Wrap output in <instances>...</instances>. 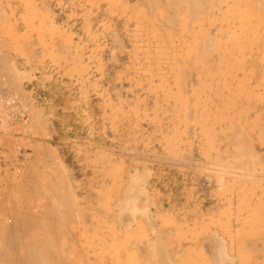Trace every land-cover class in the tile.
Returning <instances> with one entry per match:
<instances>
[{
    "label": "rangeland",
    "instance_id": "1",
    "mask_svg": "<svg viewBox=\"0 0 264 264\" xmlns=\"http://www.w3.org/2000/svg\"><path fill=\"white\" fill-rule=\"evenodd\" d=\"M0 146L18 264H264V0H0Z\"/></svg>",
    "mask_w": 264,
    "mask_h": 264
},
{
    "label": "bare ground",
    "instance_id": "2",
    "mask_svg": "<svg viewBox=\"0 0 264 264\" xmlns=\"http://www.w3.org/2000/svg\"><path fill=\"white\" fill-rule=\"evenodd\" d=\"M180 1V0H179ZM193 1V0H192ZM200 1V0H199ZM178 2V1H177ZM182 2V1H181ZM180 3V2H179ZM197 3H199V2H197ZM205 3V2H204ZM204 8V7H203ZM197 9V8H196ZM205 9V8H204ZM203 9V10H204ZM194 10V9H193ZM3 86V85H2ZM2 146V145H1ZM47 149V148H46ZM51 150V149H50ZM49 150V151H50ZM47 154H48V152H47ZM48 156V155H47ZM49 158V157H48ZM57 160V159H56ZM56 160H54V161H56ZM54 163V162H53ZM58 165V164H57ZM57 165H55V166H57ZM52 166H53V164H52ZM59 167V166H58ZM57 167V168H58ZM58 169H60V168H58ZM57 169V170H58ZM50 170H51V168H50ZM55 170V169H54ZM56 171V170H55ZM52 172V171H51ZM62 172V171H61ZM60 171H59V176H58V171H57V175H56V177L59 179L60 178V175H62V174H60L61 173ZM54 175V174H53ZM63 176H64V174H63ZM63 176H61V179H64V178H62ZM60 179V180H61ZM135 179H133V181H134ZM64 181V180H63ZM136 182V181H135ZM62 183V182H61ZM66 184V183H65ZM64 184V185H65ZM131 184H133V183H131ZM63 185V186H64ZM132 186V185H131ZM59 187V186H58ZM65 187V186H64ZM63 187V188H64ZM130 187V186H129ZM133 187V186H132ZM131 187V188H132ZM138 187H139V183H138ZM136 189V188H135ZM141 189V188H140ZM63 190V189H62ZM123 191H125V190H123ZM130 191V190H129ZM67 193V192H66ZM136 193V192H135ZM133 194V193H132ZM73 197L75 198L76 196H74L73 195ZM136 198V197H135ZM77 199V198H76ZM75 199V200H76ZM145 199V198H144ZM78 200H79V198H78ZM54 200H52V202H53ZM140 201V200H139ZM51 202V201H50ZM58 202V201H57ZM118 203H119V201H117ZM55 203V202H54ZM144 203V202H143ZM146 203V202H145ZM42 205V204H41ZM40 205V206H41ZM55 205H56V203H55ZM54 205V207H56ZM57 205H58V203H57ZM119 205V204H118ZM144 206L146 205V204H143ZM62 206V205H61ZM106 206V205H105ZM146 206H148V205H146ZM38 207V206H37ZM60 207V206H59ZM72 207V206H71ZM70 207V208H71ZM117 207V206H116ZM119 208H117L118 209V211H119V213H120V215L118 214L117 216H118V218H119V220L121 221V223L123 222V217H122V211H123V209H125L124 207L122 208V205L121 206H118ZM50 208H52V207H50ZM50 208H47L48 210L50 209ZM115 208V207H114ZM33 209V208H32ZM37 209V208H36ZM43 209V208H42ZM63 209V208H62ZM72 209V208H71ZM84 209V208H83ZM31 210V209H30ZM34 210V209H33ZM48 210H47V212H48ZM86 210V209H85ZM137 210H139V209H137ZM141 210V209H140ZM40 211V210H39ZM42 211V210H41ZM52 211H53V209H52ZM62 211V210H61ZM143 211V210H142ZM23 212V211H22ZM46 214H47V212L46 211H44ZM56 212V211H55ZM54 212V213H55ZM78 212V211H77ZM36 213H38L37 212V210H36ZM45 213H43V214H45ZM63 213V212H62ZM79 214H80V211L78 212ZM115 214V213H114ZM22 215H23V213H22ZM32 215V214H31ZM48 215V214H47ZM54 215V214H53ZM61 215V214H60ZM60 215L58 216V217H60ZM63 215V214H62ZM77 215V214H76ZM105 215V214H104ZM107 215V214H106ZM105 215V216H106ZM35 216V215H34ZM34 216H31V217H34ZM50 217H51V215H49ZM101 216V215H100ZM105 216H104V218H105ZM113 216V215H112ZM111 216V217H112ZM40 217H41V215H40ZM43 217H45L44 215H42V218ZM53 217V216H52ZM51 217V218H52ZM55 217H56V215H55ZM65 217V216H64ZM64 217H63V219H64ZM78 217H80V215L78 216ZM115 217H116V215H115ZM10 218V217H9ZM29 218H30V216H29ZM29 218L27 219V222L25 223V224H29V225H34L33 223H32V221H34V220H32V219H30L29 220ZM42 218H40V219H42ZM61 218V217H60ZM81 218V217H80ZM106 218H108V217H106ZM117 218V217H116ZM35 219V218H34ZM38 219V218H37ZM39 219V220H40ZM65 219H67V224L69 225V226H71L75 221H74V217H70V218H65ZM65 219H64V222H65ZM76 219V218H75ZM79 219V218H78ZM113 220V218H109L108 220ZM21 220H22V218H21ZM32 220V221H31ZM53 220V219H52ZM57 220V219H56ZM61 220V219H60ZM102 220H104L103 218H102ZM107 220V221H108ZM5 221H6V219H5ZM38 221V220H37ZM53 221H55V220H53ZM59 221V220H58ZM105 221V220H104ZM118 221V220H117ZM18 222V221H17ZM21 222V221H20ZM44 221L42 220V224H46L47 222H44ZM100 222V221H99ZM102 222L103 221H101V224H102ZM9 223V222H8ZM19 223V222H18ZM32 223V224H31ZM36 223V222H35ZM105 223V222H104ZM2 224V223H1ZM6 224H7V222H6ZM42 224H40V225H42ZM48 225H46V226H50V229H51V227H52V225H49V223H47ZM53 224V223H52ZM55 224V223H54ZM53 224V225H54ZM56 224H58L57 222H56ZM55 224V225H56ZM60 224V223H59ZM61 225V224H60ZM65 225V224H64ZM95 225V224H94ZM107 225V224H106ZM32 226H30L29 227V229H28V231H30V233H31V237H33V236H36L37 235V237L39 238V239H37L38 241H40V243H41V245H37V244H33V243H35V242H33L29 237L28 238H25V240L24 241H19L20 242V244H19V246H17V245H15L14 244V241H16V239L14 240H12V241H10L9 242V244H11L12 242H13V245H15L14 247H20L22 250H28L29 252H31V253H33V254H35V257H37V259H35V260H37V264L39 263L40 264V262L38 261V259H40L41 261H44V262H46L47 264H95V262L101 257V256H99V255H95L94 254V256H92V258L91 259H87L86 257H83L84 256V254H89V253H94L93 252V250L95 249V247H98V246H106L105 244L107 243V238L104 236V235H101L100 236V238L99 239H97L96 240V237H95V239H85L83 236V233H81L80 231L78 232H75V234L74 235H76V236H74V237H72V233L70 232V234H72L71 236L69 235V234H67L68 232H62V231H60V233H58L59 234V243L57 242V244H59V248L57 247L56 249H59L58 250V252L56 253V249L54 248V247H52V246H54V245H52L54 242H55V240H54V236H53V239H51L50 238V236H49V240L48 241H46V242H44V244H43V238L44 237H48V235L51 233V231L53 230V229H51V231L49 230V228H47L46 226H43V230L45 229V231H47L46 233H47V236H46V234L45 235H43V237H42V233L39 231V230H36L35 228L36 227H32ZM57 226V225H56ZM73 226V225H72ZM98 226H100V225H98ZM55 227V226H54ZM53 227V228H54ZM62 227V226H61ZM61 227H59V228H61ZM63 227H65V226H63ZM81 228V227H80ZM97 228V227H96ZM102 228V227H101ZM103 228H104V226H103ZM11 229V228H10ZM42 229V228H41ZM54 229H56V228H54ZM57 229H58V226H57ZM56 229V230H57ZM62 229V228H61ZM72 229V228H71ZM74 229V228H73ZM72 229V230H73ZM109 229V228H108ZM17 230V229H16ZM25 231H27V228L26 229H24ZM72 230H70V231H72ZM39 231V232H38ZM59 231V230H58ZM63 231H64V229H63ZM95 231H97V230H95ZM5 232V234H6V232H7V234H8V228L6 227V226H4V225H2V226H0V235H3V233ZM152 232V231H151ZM77 233V234H76ZM52 234V233H51ZM122 234V233H121ZM12 235V234H11ZM14 235V234H13ZM29 235V234H28ZM53 235V234H52ZM159 235V234H158ZM15 236V235H14ZM23 236V235H22ZM42 237V238H41ZM72 237V238H71ZM108 238H109V236H107ZM159 237H161V236H159ZM14 238V237H13ZM19 238V237H18ZM24 239V238H23ZM51 239V240H50ZM160 239V238H159ZM37 240H36V242H37ZM52 240L54 241V242H52ZM7 241V240H6ZM57 241V240H56ZM15 243H17V242H15ZM109 243V242H108ZM159 243V242H158ZM12 245V244H11ZM10 245V246H11ZM12 245V246H13ZM55 245H56V243H55ZM2 246V245H1ZM38 246V247H37ZM58 246V245H57ZM50 247H52V249H55L54 251V255L51 253V249H50ZM11 247H9V246H7V247H3V248H1L0 247V263L1 264H14V262H15V264H18V261L20 260L19 258L21 257V256H19L18 257V259L16 260V257H13V256H15L14 255V252L16 251V250H14L13 248V250H14V252L12 251V249H10ZM136 248V247H135ZM156 248V247H155ZM258 248V247H257ZM19 250V249H18ZM17 250V251H18ZM103 250V249H102ZM12 251V252H11ZM166 251V250H165ZM18 253V255H20L21 254V252H17ZM20 253V254H19ZM13 254V255H12ZM56 254H58V255H56ZM24 255V254H23ZM61 255H69L70 257H72V259H69L68 260V258H67V256H64V257H66L65 259H63L62 257H61ZM31 256V255H30ZM34 256V255H33ZM61 257V258H60ZM31 258H33V257H31ZM169 258V257H168ZM140 259V258H139ZM138 259V260H139ZM27 260V259H26ZM26 260H24V261H26ZM29 260V259H28ZM27 260V261H28ZM31 260H33V259H31ZM29 261L28 262V264H34V262H32V261ZM35 260H33V261H35ZM166 260H168L167 258L165 259V261ZM16 261H17V263H16ZM143 261V260H142ZM164 261V264L166 263ZM168 262H169V260H168ZM171 262V261H170ZM25 263H27V262H25ZM20 264V263H19ZM97 264V263H96ZM136 264V263H135ZM146 264H147V262H146ZM167 264V263H166Z\"/></svg>",
    "mask_w": 264,
    "mask_h": 264
},
{
    "label": "built area",
    "instance_id": "3",
    "mask_svg": "<svg viewBox=\"0 0 264 264\" xmlns=\"http://www.w3.org/2000/svg\"><path fill=\"white\" fill-rule=\"evenodd\" d=\"M1 161H2V148L0 146V166H1Z\"/></svg>",
    "mask_w": 264,
    "mask_h": 264
}]
</instances>
